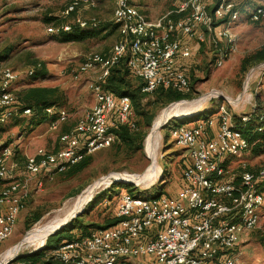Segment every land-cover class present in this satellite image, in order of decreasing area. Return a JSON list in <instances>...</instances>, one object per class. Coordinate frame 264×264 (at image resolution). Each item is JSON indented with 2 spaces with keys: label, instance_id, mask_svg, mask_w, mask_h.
I'll use <instances>...</instances> for the list:
<instances>
[{
  "label": "built area",
  "instance_id": "1",
  "mask_svg": "<svg viewBox=\"0 0 264 264\" xmlns=\"http://www.w3.org/2000/svg\"><path fill=\"white\" fill-rule=\"evenodd\" d=\"M107 1L114 2L113 22L120 40L107 53L86 55L74 75L75 79L97 75L88 83L93 106L79 116L71 130L60 135L58 150L39 148L22 164L14 158L12 146L0 141V244L14 232L33 185L41 186L45 177L63 173L87 156L111 147L116 141L114 126L135 128L130 97L117 96L103 87L113 68L124 62L142 82V94L159 88L189 93L183 62L192 57L191 42L204 41L196 30L203 27L212 33L216 46L222 41L233 44L231 26L248 7L238 11L232 2L222 0L209 12L203 0H185L165 16L151 20L132 0ZM95 3L71 0L63 15L69 17ZM174 15L181 17L174 19ZM245 18L251 23L264 21V6L252 7ZM73 25L93 30L98 23L76 17L71 24L50 26L48 32L70 34ZM219 58L220 67L226 53L221 51ZM255 71L262 78L264 62L252 68L249 76ZM28 75L32 76L33 70ZM21 80L16 71L0 65V126L32 115L31 109L17 102L15 91L24 83ZM218 108L217 116L203 124L199 121L171 129V136L187 151L188 159L176 195L143 198L122 193L115 211L116 224L63 241L53 248L55 259L61 264H133L131 259H144L149 264H245L236 250L261 222L264 165L247 170L240 163L237 174L230 171V164L251 147L241 128L251 115L238 116L239 125L225 103ZM45 114L51 131L68 122L64 109L48 108ZM108 178L109 183L120 180L116 175Z\"/></svg>",
  "mask_w": 264,
  "mask_h": 264
},
{
  "label": "rangeland",
  "instance_id": "2",
  "mask_svg": "<svg viewBox=\"0 0 264 264\" xmlns=\"http://www.w3.org/2000/svg\"><path fill=\"white\" fill-rule=\"evenodd\" d=\"M70 1L0 0V65L13 69L21 76L24 85H18V91L30 84L61 88L67 99L63 106L69 116L68 121L70 120L67 124L74 126L79 116L94 104L88 83L97 78V75L87 74L75 79L76 70L86 55L108 52L118 42L119 36L117 29L111 35H106L109 32L106 31L107 28L112 30L113 27V1L95 0L93 6L81 8L74 16L65 19L63 14ZM183 1L185 0H132V3L146 18L155 20L165 16L175 4ZM220 1L222 0H203L209 12ZM226 1L232 2L238 11H242L248 2L252 3L241 15V19L231 26L235 42L228 44L222 41L216 46L214 35L199 27L196 32L203 36L204 41H192V57L183 62L184 73L190 84L189 93H180L185 98L167 105L157 101L154 95L142 98L139 104L141 110L151 119L150 124L145 117H138L134 108L132 109L133 120L137 124L133 133L138 136L145 134L141 150L130 152L114 145L91 155L90 165L73 177L53 174L42 179L41 186L33 185L14 232L0 244V264H4L8 255L15 257L7 264H22L21 258L42 252L46 253V260L58 262L53 248L58 246L63 236L69 232L80 235L85 226L89 227V232L106 225L107 221L114 218L122 193L128 192L146 198L155 197L161 191L171 195L180 189L183 184L182 171L188 164L187 151L176 143L171 136V129L180 125L183 120L192 118L187 124L193 125L198 118H215L219 111L218 106L222 103L227 105L228 111L234 116L252 115L257 107L256 99H260L258 105L261 102L264 108V76L260 78L259 71L249 76V72L256 65H251L246 71L242 70L243 59L264 48V21L251 23L245 18L252 7L264 6V0ZM76 17L89 22L97 21L100 27L95 32H99L98 35L82 42L69 43L63 41V34L54 35L48 32L53 24H71ZM49 19L53 22L47 21ZM221 51L226 53V58L219 67L217 63L220 61ZM35 62L44 63V77H37L36 73L28 75L34 69ZM129 79L133 84H138L133 75H129ZM247 90L250 95L248 100L245 95ZM226 99L235 102L231 105ZM200 100L201 105L193 111L191 117L178 119L175 116L163 125L158 153L156 152V159L153 161L145 144L155 120L172 105ZM50 136L51 130L47 123L40 125L28 118L14 119L0 126V141L12 146L14 158L20 164L40 147L51 149L48 141L54 143L57 133ZM255 144H251L248 151L230 164L229 169L233 174L239 171L240 163L251 169L264 165V147L262 152H257ZM154 164L156 172L151 170ZM110 175H116L120 180L109 183ZM140 176L143 180L138 183L130 179ZM144 176L146 177L143 178ZM91 187V195L83 200L80 210L66 223L45 238H32L37 229L69 216L76 199ZM259 213V227L250 233L248 240L240 243L238 250L239 259L245 264H264V205ZM17 247L20 249L16 252ZM2 255H5L3 259ZM131 262L149 264L144 259H131Z\"/></svg>",
  "mask_w": 264,
  "mask_h": 264
},
{
  "label": "trees",
  "instance_id": "3",
  "mask_svg": "<svg viewBox=\"0 0 264 264\" xmlns=\"http://www.w3.org/2000/svg\"><path fill=\"white\" fill-rule=\"evenodd\" d=\"M252 5L251 2H248L246 6ZM76 12L72 13L69 17H65V19L70 18L71 16H74ZM181 16L174 15V19H178ZM47 21L53 22L52 19H49ZM66 23V22H63ZM62 23V24H63ZM112 30H109L110 28H107L106 35H111L113 31H116L117 26L114 22H112ZM52 26L58 27L59 24H53ZM99 25L95 29H86L81 30L75 25H73V31L70 34H63V41L64 42H82L90 37H95L98 35L99 32H95L96 29H99ZM118 30V29H117ZM62 35V34H61ZM62 39V38H61ZM264 62V48L258 50L254 54L246 57L242 61V70L246 71L248 67L251 65H258L260 63ZM33 70V75L35 74L37 77L42 76L45 74V66L44 63L41 62H35V66ZM129 75H132L129 71V69L126 67L125 63L122 62L120 65L116 66L112 69L110 76L105 80L103 87L105 90L109 91L112 94H115L117 96L126 95L130 97L132 101V107L134 108V111L136 115L140 118H146V122L150 124L151 119L147 117L146 113L141 110L140 106V100L148 95H154L157 99V101L162 102L163 104L167 105L172 102L179 101L181 99H184L185 96H182L179 92L171 90V89H163L159 88L152 94H142L141 93V86L142 82L138 80V84H133L132 81L129 79ZM24 84H20V86H23ZM15 95L17 97V102L19 105L23 106L24 108L31 109L32 115L28 117V119H31L32 121L36 122L37 124H42L46 122L48 119L45 110L48 108L56 107L64 109L63 106L66 105V97L64 95L63 90H61L59 87H39V86H33L32 84L28 85V87L21 88V90H16ZM258 101L260 99H256L257 107L256 110L253 112V114L250 117V120L245 126H241L242 132L244 134V137L251 143L256 145V151L262 152L264 147V108L260 102L258 105ZM263 108V110H262ZM19 120H25L27 118H18ZM207 119V118H204ZM235 120L240 125V119L238 116H235ZM190 119H185L181 122V124H187L188 122H191ZM137 128V124H135V128ZM134 129L129 128L128 126H114L112 128V132L116 136V141L112 145H116V147L125 148L130 152H134L137 150L142 149V143L143 138L145 134H139L136 135L133 133ZM7 145V144H6ZM91 163V156H87L84 158L81 162L78 164L70 167L67 171L60 173L61 175H66L68 177H73L80 172L84 171ZM247 170H256L247 168ZM164 194L163 191H161L158 195ZM118 221L114 218L110 221H107L104 226H98V228H108L114 224H116ZM97 227V226H96ZM89 227L85 226L83 228V233L80 235H74L69 232V234H65L63 238L60 240V243L63 241H71L75 239L77 236H85L89 232L87 230ZM59 243V244H60ZM58 244V245H59ZM57 247V246H56ZM46 253H37L34 255H29L26 257H23L20 259V262L22 264H61L59 262H51L49 260H46L45 258ZM19 261V260H18Z\"/></svg>",
  "mask_w": 264,
  "mask_h": 264
},
{
  "label": "bare ground",
  "instance_id": "4",
  "mask_svg": "<svg viewBox=\"0 0 264 264\" xmlns=\"http://www.w3.org/2000/svg\"><path fill=\"white\" fill-rule=\"evenodd\" d=\"M230 102L234 103L235 101L231 100ZM201 103H202V100L196 101V102H192V103H188V104L172 105L169 108H167L166 110H164L160 114V116L155 120V122H154V124H153V126L151 128V131H150V133H149V135L147 137L146 144H145L146 151H147L149 157L153 161H155V159H156V152H157V149H158V142L160 140V130L162 129L163 125H165V123H167L171 118H173L175 116L178 119H185V118H188L189 116L191 117L193 111L197 107H199V105H201ZM156 169L157 168L155 167V164H154L153 167L151 168V170H152V172H156ZM151 170H150V172H151ZM145 177L146 176H144L143 178H145ZM130 179L132 181L137 182V183L143 180L141 176L140 177H136V178L131 177ZM92 190H93V187L89 188L82 196H80L78 199H76V202L74 204L73 210H72V212H70L69 216L65 217L61 221H59V220L55 221L54 220L55 222L49 224L48 226L40 228V229H37L36 231L34 230L35 233H33L32 238L37 237V236L45 238L52 231H54L55 229L59 228L61 225L66 223L70 219L71 216H74L80 210L81 205L83 203V200L86 199V197H88L89 195H91ZM32 241L33 240H31V242ZM26 242H28V240H26ZM18 249H20V247H17L15 249L16 252L18 251ZM4 256L5 255H2L1 259H3ZM13 257H15V256L14 255H10V256L8 255L6 257V259H5V261H4V264L5 263L7 264V262L9 260L13 259Z\"/></svg>",
  "mask_w": 264,
  "mask_h": 264
},
{
  "label": "crops",
  "instance_id": "5",
  "mask_svg": "<svg viewBox=\"0 0 264 264\" xmlns=\"http://www.w3.org/2000/svg\"><path fill=\"white\" fill-rule=\"evenodd\" d=\"M117 32H118V30H117ZM118 36H119V39H118V41L120 40V34H119V32H118V34H117ZM109 52V51H108ZM107 53V52H106ZM45 72H46V69H45ZM44 75V74H43ZM40 76L41 78L42 77H44V76ZM18 87V86H17ZM39 87H58V86H43V85H41V86H39ZM61 89V88H60ZM202 120H204V118H198V119H196V120H194V122L192 123V124H194V123H197V122H199V121H202ZM70 121V120H69ZM68 121V122H69ZM44 123H47L48 124V119L46 120V122H44ZM44 123H42V124H44ZM41 125V124H40ZM49 125V124H48ZM62 126H63V129H62ZM75 126V125H74ZM73 125L71 126L69 123L67 124H64V125H61L60 127H59V129L58 130H56V131H51V136L50 137H52V136H54V134H56L57 133V138H56V140H55V142L53 143V142H51V140H49L48 141V145L49 146H51V149H47V148H44V147H40V148H44V149H46V150H48V151H56V150H58V148H59V143H58V141H59V137H60V135H62L63 133H65V132H68L69 130H71L73 127H74ZM32 155V154H31ZM179 190L180 189H178V190H176L175 192H173V194H171V195H176L178 192H179ZM168 194V193H167ZM168 195H170V194H168ZM250 235V234H249ZM248 235V236H249ZM248 236L247 237H245V238H243L242 239V241L241 242H243V241H246V240H248ZM240 242V243H241ZM239 247H240V244H239V246L237 247V252H238V250H239Z\"/></svg>",
  "mask_w": 264,
  "mask_h": 264
}]
</instances>
